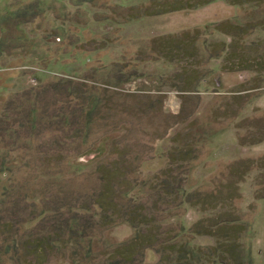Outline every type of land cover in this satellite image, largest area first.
<instances>
[{
	"label": "rangeland",
	"instance_id": "obj_1",
	"mask_svg": "<svg viewBox=\"0 0 264 264\" xmlns=\"http://www.w3.org/2000/svg\"><path fill=\"white\" fill-rule=\"evenodd\" d=\"M130 3L0 0V212L67 206L0 264H264V0ZM81 205L75 246L20 245Z\"/></svg>",
	"mask_w": 264,
	"mask_h": 264
},
{
	"label": "trees",
	"instance_id": "obj_2",
	"mask_svg": "<svg viewBox=\"0 0 264 264\" xmlns=\"http://www.w3.org/2000/svg\"><path fill=\"white\" fill-rule=\"evenodd\" d=\"M41 10V9H40ZM40 12V11H39ZM42 12V10H41ZM37 14H39L37 12ZM52 90H60L63 91L65 93L70 91V87L68 84L62 83V82H56V83H52V84H48L43 86L42 88H40L38 93H47V91H52ZM33 94V90H29L24 92L23 95H21L19 98L20 100H22V98L24 96H28V98ZM68 96H70V94H68ZM31 101V99H29ZM15 103V101H11L9 104V108L12 107V105ZM34 110V109H32ZM23 196V195H22ZM28 196V194L24 195V199H26V197ZM28 198V197H27ZM6 200L4 199L2 201L3 203V208L4 211L0 212V229L2 230V232L4 233H11L12 236L16 235L20 230V227L23 224H29L34 222L37 219H43V217H45L46 213L47 217H50V213L56 214L58 209H65L67 206L66 205H62L60 206L57 210H54V208H50V209H44V210H37L34 209L32 210V215H30V219L29 218H24L26 215H22L21 213L23 211H27L28 207H23L20 202H15L14 205L7 207L5 204ZM113 202L109 200V198L107 197V192L103 191L100 196L96 199L95 201V205L96 206H100L101 210H103L105 213L102 215L103 217L100 219V222L103 226L106 225V223H112L113 222V218L114 216H110L109 214L106 213L105 210H110L115 212L114 210V205L112 204ZM79 208L78 210L74 211L75 206H73V208H69L68 211V218L65 220V222H63L64 224H57L55 223L54 226V230L50 233H47L45 236H36L33 239H27L25 241H23L20 245H22L23 249L28 252V253H32L36 256H40L42 255L41 250H45L47 251V253L45 254L47 256L51 255L52 251L56 248L57 245L59 246H64L69 247L72 245H76L78 238L82 237L84 235V230L88 229V227L86 228H82L81 225H79V223L77 222L78 220H80L79 217H85L83 214V211H85L86 209L91 210L89 205L88 206H83ZM29 207H33V206H29ZM80 209L82 211H80ZM60 210V211H61ZM7 212V213H6ZM74 212L77 214L75 215ZM90 212V211H89ZM72 213L74 215L73 218H71ZM53 214V215H54ZM70 216V218H69ZM15 217V219H14ZM20 217H22L23 219H21ZM42 217V218H41ZM78 217V220H77ZM137 216L135 214H133L132 212L129 215V221H137ZM76 218V219H74ZM136 219V220H135ZM42 222H44V220H41ZM46 222V221H45ZM47 222H49V219H47ZM91 222V221H90ZM89 222V223H90ZM88 224V221H87ZM92 224V223H91ZM93 226V224H92ZM26 227V226H25ZM82 228V229H81ZM90 230L91 227H89ZM31 236H33V233L30 234ZM14 246L17 248L18 244L16 239H12ZM75 243V244H74ZM14 247V248H15ZM40 251V252H39ZM16 252L18 253V250H16ZM82 254H80V252L76 249L74 250L72 256L74 257V262L75 264H78L80 262V257ZM117 256H122V255H117ZM135 257H131V258H123V257H116L113 258L111 260H107L106 262H103V264H135Z\"/></svg>",
	"mask_w": 264,
	"mask_h": 264
},
{
	"label": "crops",
	"instance_id": "obj_3",
	"mask_svg": "<svg viewBox=\"0 0 264 264\" xmlns=\"http://www.w3.org/2000/svg\"><path fill=\"white\" fill-rule=\"evenodd\" d=\"M120 3H119V6L121 5V6H123V7H126V5H128L129 4V2H127V3H123V2H121V1H119ZM133 2V0H131V3ZM130 3V4H131ZM136 3H138L139 4V1L138 2H136ZM135 5V4H134ZM143 5V4H142ZM142 5L140 6V5H137V7H142ZM134 7H136V6H134Z\"/></svg>",
	"mask_w": 264,
	"mask_h": 264
}]
</instances>
